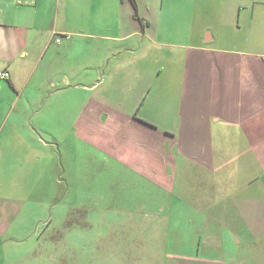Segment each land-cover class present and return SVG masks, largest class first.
I'll list each match as a JSON object with an SVG mask.
<instances>
[{"label": "crops", "instance_id": "crops-1", "mask_svg": "<svg viewBox=\"0 0 264 264\" xmlns=\"http://www.w3.org/2000/svg\"><path fill=\"white\" fill-rule=\"evenodd\" d=\"M0 71V264H264V0H0ZM58 165L107 252L69 254L33 203ZM180 212L219 233L171 244L219 258L131 251Z\"/></svg>", "mask_w": 264, "mask_h": 264}, {"label": "rangeland", "instance_id": "rangeland-1", "mask_svg": "<svg viewBox=\"0 0 264 264\" xmlns=\"http://www.w3.org/2000/svg\"><path fill=\"white\" fill-rule=\"evenodd\" d=\"M215 3V0H213ZM216 14L218 17V9L213 12V16ZM215 17V16H214ZM91 152L85 150V157L90 156ZM59 164V163H57ZM66 167V173L70 172L71 166ZM56 170V180L52 182L53 185V194L50 197H47L43 201V197L37 198L33 203L35 205H45L46 208V217L45 219L50 220L49 230L53 237H58L64 245L63 248H66L69 254H77L87 256L91 255L93 252L105 253L108 251L107 237L109 236V232L112 229H108L107 222L103 225V227L99 228L97 226V218L103 217L104 219L108 216V214H103L98 212H91L85 206L76 207V198H65L60 194H57L56 188L63 183L60 175L63 173L62 168L59 165L56 169L53 170V174ZM75 171V169H73ZM91 172L90 165L85 164L81 168V173L86 174L87 172ZM58 172V175H57ZM63 175V174H62ZM64 179V176H62ZM44 202V203H43ZM85 210L82 211V210ZM49 210V212H48ZM141 217L143 214H139ZM203 214H189L187 212L180 213H163L158 214L156 217L149 216L145 218V222H147V229L143 233L140 230H135L132 232V238H136L133 240L132 244V252H138L139 243L143 240V245L146 247L148 252L155 253L160 252L162 254L166 252H171L172 250H176L178 247V251L181 254L184 253H193L198 254L202 257L206 256H217L219 258L220 252L218 248L216 249H206L203 246L194 245V244H185V245H172V240L180 239L181 242H195L198 239V236L202 237L204 234L211 232L216 237L217 233H219V227L217 230L208 226L203 229ZM213 219L210 218V214L207 215V223L214 224ZM216 221V220H214ZM119 233H122V230H119ZM143 233V234H142ZM148 236V237H147ZM159 240V241H158ZM169 241V242H168ZM148 242L147 246L146 243ZM149 244V243H155ZM94 243V244H93ZM123 245L126 244L123 242ZM136 246V247H134ZM129 247V246H125ZM74 264L75 261L69 260V264ZM78 264V263H75ZM84 264H88V262L84 261Z\"/></svg>", "mask_w": 264, "mask_h": 264}, {"label": "built area", "instance_id": "built-area-1", "mask_svg": "<svg viewBox=\"0 0 264 264\" xmlns=\"http://www.w3.org/2000/svg\"><path fill=\"white\" fill-rule=\"evenodd\" d=\"M60 38H56V42H59ZM9 74L7 71H0V78L4 79V78H8Z\"/></svg>", "mask_w": 264, "mask_h": 264}, {"label": "trees", "instance_id": "trees-1", "mask_svg": "<svg viewBox=\"0 0 264 264\" xmlns=\"http://www.w3.org/2000/svg\"><path fill=\"white\" fill-rule=\"evenodd\" d=\"M132 2H133V4H134V0H131Z\"/></svg>", "mask_w": 264, "mask_h": 264}]
</instances>
